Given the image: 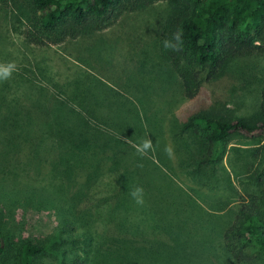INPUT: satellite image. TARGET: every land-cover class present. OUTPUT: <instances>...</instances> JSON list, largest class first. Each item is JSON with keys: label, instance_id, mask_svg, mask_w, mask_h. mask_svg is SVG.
<instances>
[{"label": "trees", "instance_id": "1", "mask_svg": "<svg viewBox=\"0 0 264 264\" xmlns=\"http://www.w3.org/2000/svg\"><path fill=\"white\" fill-rule=\"evenodd\" d=\"M158 1L166 5V14L156 33V54L160 68H166L174 79L179 80L183 98H194L201 82L217 80L233 61L256 62L262 71L257 110L253 116L230 117L209 106L184 118L175 138L181 149L180 154L177 153L179 171L199 184L210 181L209 170L222 157L216 154L215 145H226L235 136L252 142L255 145L252 158H263L264 161V0H15L14 7L18 9L17 4L23 7L24 28L20 31L23 41L42 47L91 38L115 24L124 14L142 10ZM0 2L5 5L7 0ZM177 32L181 34L178 50L165 49V40L177 44L173 38ZM86 49L82 46L77 54ZM80 61L84 59L80 57ZM35 66L39 71L37 63ZM16 76L23 81L31 80L23 77L22 72ZM82 80L75 76L64 86L66 96L56 104L57 111L64 114L60 119L58 116L48 117L51 109L48 104L53 100L50 94L41 96L43 99L39 103L44 108L33 107L19 102L17 81L12 73L7 80H0V102L3 101L0 105V168H4V163L17 153L20 158L24 155L32 157L41 175L45 171H65L75 180L66 188L70 193L69 200H59L61 205L54 204L58 211L67 212L62 216L63 223L57 225L49 236L38 240L23 235L6 237L0 216V264H36L50 237L53 238L51 251L58 257L59 264H86L95 247L108 249L93 243V232L101 233L93 225L94 211H160V224H163L160 229L170 241L169 245L163 242L162 247L133 246L122 237L119 239L122 242L116 244L114 258H110L119 260L115 261L116 264L128 261L132 253L138 258L146 256V261L141 260L139 264H215L199 255L201 243L191 240L188 233L182 232L187 231L186 228L178 226L177 211H189L180 220L182 224L195 215L200 218L193 227L194 233L200 230L205 240L213 232L206 228L211 214L198 203V197L194 196L196 189L191 188V194L173 181L176 169L164 152L162 137L159 140L153 134L149 138L159 164L151 157L140 155L137 150L134 153L129 141L139 145L140 138H144L136 134L137 109L135 111L129 102H124L132 111L129 110L128 118H108L104 111L112 110V107L106 106L107 101H101L105 97L99 100L94 97V92L86 91L88 87ZM28 89V94L38 92L36 86ZM130 113L135 116L130 117ZM47 120L52 122L51 133L49 129L37 128L32 132L26 129L33 124L43 125ZM63 123L71 128H61ZM122 137L127 139L118 141ZM113 143L118 146H110ZM114 150L119 152V157ZM45 165L49 166L48 169ZM249 170L248 179L260 187L259 192L240 193L235 201L215 200L210 205L211 210H224L230 214L215 238L221 240L225 256L234 264L247 263L258 256L264 261V164L257 169L250 166ZM136 184L144 188L143 205H136L128 195L129 189ZM197 196H200L199 192ZM42 197L45 204H52L50 192ZM204 197L200 199L210 204L208 197ZM36 200L25 199L32 206ZM123 219L127 218L123 216ZM182 241L190 242L189 252L176 245ZM171 248L175 249V254H164ZM103 254L106 256V252Z\"/></svg>", "mask_w": 264, "mask_h": 264}, {"label": "rangeland", "instance_id": "2", "mask_svg": "<svg viewBox=\"0 0 264 264\" xmlns=\"http://www.w3.org/2000/svg\"><path fill=\"white\" fill-rule=\"evenodd\" d=\"M14 3L15 0H7L5 5L0 2V65L7 67L9 62L15 63L12 75L16 77L15 86L19 102L42 108L39 103L43 99L41 96L50 94L53 104L51 102L48 104L49 109L51 108L48 117L58 116L60 119L64 114L57 111L56 104L59 99L66 96L64 86L75 76L83 79L85 87H88L86 91L91 94L94 92L96 99L105 97L101 101L104 103L107 101L106 106L112 107V110L108 108L104 111L110 119H127L129 110L132 111L130 107L128 110L124 102H129L135 111L136 109L138 111L139 122L136 123L138 128L136 134L143 136L144 138H140L142 140L151 138L153 134L154 138L160 140L161 136L164 146L172 149L171 157L167 156L176 169L172 176L173 181L191 194L189 190L196 189L197 192L193 194L198 197V203L211 214L206 228L213 232L205 240L202 239L200 230L197 229V233H194L193 227L197 226L200 218L194 217L195 215H191L189 222L182 224L180 220L185 218L189 211H177L178 226L181 229L186 228L187 231L182 232L186 235L188 233L191 240L202 244H200L202 249H199L202 258L210 259L215 264H234L225 256L221 240L215 238L216 232L223 226V221L229 220L230 214L224 210H211L210 205L215 200L235 201L236 195L240 193L259 192L260 187L248 179L251 175L249 168L250 166L254 169L261 168L264 164L263 158L255 160L252 158V149H255L252 142L238 136L231 137L226 145H215L216 154L222 155L221 161L210 168L212 179L199 184L179 171L177 153L180 154L181 149L178 147L180 145L175 143V138L180 123L188 114L198 109L211 106L230 117L253 116L257 110L256 103L262 85V71L259 64L243 60L233 61L217 80L201 82L196 96L187 100L180 94L179 80L174 79L166 68L162 66V69L160 68L155 50L156 33L166 14V5L163 2L158 1L142 10L124 14L115 24L91 38L42 47L26 44L23 41L20 32L24 28L23 7L17 4L19 7L16 9ZM82 46L87 49L77 54ZM1 50H4L2 53L5 55H2ZM80 57L87 64L80 61ZM36 63L40 68L39 71L36 69ZM21 72L23 77L31 80L18 79L16 75ZM27 85L38 87V92L28 94L30 91ZM115 93L118 94L117 97L114 96ZM109 99L111 101H108ZM2 103L3 101L0 102L1 106ZM28 116L31 117L30 114ZM134 116L135 114L130 113V117ZM21 119L26 124L23 116ZM28 119L31 123V119ZM33 126L26 129L31 132L37 128L42 131L49 129L51 133L53 128L50 120L43 125L33 124ZM60 127L71 128L67 123H63ZM116 138L118 139V136ZM126 139L122 137L118 141ZM129 143L136 153L137 144L132 141ZM110 146L115 147L118 144L113 143ZM153 151H155L154 144L152 149L147 150L146 156L155 159L159 164ZM114 153L119 157L118 151L114 150ZM20 156L14 154L13 159L5 162L4 168H0L1 226L3 230L5 229L6 237L23 235L38 240L53 234L57 225L63 223L62 216L64 213L66 215L67 211H58L54 204L61 205L62 202L60 203L59 200H69L70 193L66 188L74 184L75 180L65 171L54 170L52 173L45 171V174L41 175L32 157L24 155V158H20ZM45 167L48 169L49 166L45 165ZM43 191L45 193L43 195L50 192L52 204L44 203L46 200L42 197ZM198 192L200 196H197ZM204 195L208 197L210 204H205L206 202L200 199V197L205 199ZM30 198L33 201L37 199L34 206L25 201ZM122 215L127 219H123ZM92 216H94V228L101 232L96 234L92 231L93 243H99L101 248L108 249L99 250V247H95L93 253L88 255L86 264H116L119 260L110 258H114L116 244L122 242L119 241L122 237L129 240L130 245L133 246L162 247L163 242L166 245L170 243L160 229L163 225L160 224V211H94ZM75 223L77 226L80 225ZM88 228L91 229L90 226ZM101 236L102 238H97ZM52 241L53 238L50 237L45 252L37 259L36 264H59L58 257L51 251ZM176 245L179 249L188 251L187 247L191 244L189 241H182L177 242ZM103 252H106V256ZM171 252L176 253L175 249L171 248L164 254ZM134 256L135 254L132 253L128 261L121 262L139 264L141 260L146 261V256L141 255L140 258ZM155 257L159 258V256ZM243 264H264V261L258 256Z\"/></svg>", "mask_w": 264, "mask_h": 264}, {"label": "clouds", "instance_id": "3", "mask_svg": "<svg viewBox=\"0 0 264 264\" xmlns=\"http://www.w3.org/2000/svg\"><path fill=\"white\" fill-rule=\"evenodd\" d=\"M174 40L177 42V44H173L169 40H165L163 42V46L165 49H172L173 51L178 50L177 45L181 42V34L179 32L175 33L173 36ZM15 69V63L9 62L7 64V67H4L3 65H0V80H7L10 76L12 71ZM153 148V143L151 139H143L142 142L137 145V152L140 155H146L147 150H150ZM164 152L166 155L171 157L172 155V149L168 146H165ZM129 197L134 201L136 205H143L145 200V192L142 185L136 184L128 191Z\"/></svg>", "mask_w": 264, "mask_h": 264}]
</instances>
